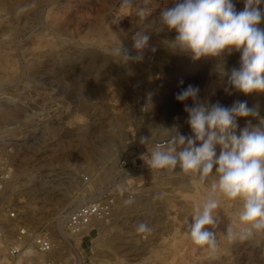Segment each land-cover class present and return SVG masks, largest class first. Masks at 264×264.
<instances>
[{
	"label": "rangeland",
	"instance_id": "374dc122",
	"mask_svg": "<svg viewBox=\"0 0 264 264\" xmlns=\"http://www.w3.org/2000/svg\"><path fill=\"white\" fill-rule=\"evenodd\" d=\"M12 2H17L14 8ZM23 2L0 0V109L12 116L0 119V159L13 168V178L0 191V258L24 224L48 233L53 251L40 258L51 264H264V236L225 239L239 203L222 200L218 225L210 229L217 233L219 249L211 254L186 234L207 186L179 168L157 173L144 156L140 169L124 173L117 166L129 142L147 138L150 142L141 144L149 145L162 138L157 127L176 125L181 134L192 135L184 105L175 99L189 84L199 87L201 101L227 107L246 101L256 109L258 117L238 118L237 134L248 120L254 126L264 120V93L228 94L227 77L216 71V60L193 61L171 50L168 42L176 33L158 32L160 11L171 0H132L124 8L122 0H31L36 5L21 13ZM233 3L243 10L244 0ZM141 7L150 10L143 21L136 15ZM139 30L151 32L143 59L121 64L111 50L121 42L136 56L132 35ZM239 60V52L226 56L225 71L238 68ZM216 151L219 155V146ZM107 163L109 172L99 176L97 168ZM45 172L51 183L42 193L30 178ZM114 186L117 204L108 223L98 222L82 240L68 235L72 247L61 241L56 217ZM141 201L143 210L131 207ZM11 205L19 209V218L9 221ZM140 223L151 231L138 232ZM62 228L67 234L63 223Z\"/></svg>",
	"mask_w": 264,
	"mask_h": 264
},
{
	"label": "clouds",
	"instance_id": "9594fccd",
	"mask_svg": "<svg viewBox=\"0 0 264 264\" xmlns=\"http://www.w3.org/2000/svg\"><path fill=\"white\" fill-rule=\"evenodd\" d=\"M131 2L122 0L121 7H130ZM26 10L27 6L19 12ZM149 14L147 7L136 11L141 21ZM119 20L117 16L115 23ZM262 22L264 0H244L241 11L236 10L233 0H171L160 11L158 32L176 33L168 42L174 52L187 54L193 61L216 60V71L227 77L226 93L235 90L248 95L264 93ZM150 33L139 30L132 35L136 56H131L121 42L111 54L121 64L141 61L144 50L149 47ZM233 52L240 53L239 67L229 74L225 71V57ZM199 93L198 86L189 84L175 94L176 101L184 105L188 114L186 122L192 135L181 134L176 125L157 127L164 139L156 142L144 157L148 167L157 173H172L179 168L199 185L207 186V196L194 206L192 222L187 221L186 234L195 246L215 254L219 243L217 233L210 229L218 225L217 210L222 200L240 205L235 223L227 226V241L246 242L264 236V120L258 126L248 120L237 134L238 118L258 117L256 109L250 108L246 101H235L230 107L201 101ZM189 100L191 106L187 103ZM149 142L147 138L141 139V143ZM137 231L145 233L151 229L140 223Z\"/></svg>",
	"mask_w": 264,
	"mask_h": 264
},
{
	"label": "built area",
	"instance_id": "2783aa9c",
	"mask_svg": "<svg viewBox=\"0 0 264 264\" xmlns=\"http://www.w3.org/2000/svg\"><path fill=\"white\" fill-rule=\"evenodd\" d=\"M164 137L153 140L149 145L129 142L123 154L118 160V168L121 172L140 169V161L145 152L150 151L156 142ZM13 178L12 164L5 158L0 159V191H3L5 184ZM86 178V177H85ZM87 180V178L85 179ZM116 187L101 188L95 193H91L90 198L82 203L76 204L67 211L64 216V228L72 237L82 240L86 236L96 231L99 221L110 218L117 204V193L112 192ZM132 197V196H131ZM19 209L11 205L7 209V220L19 218ZM21 226V225H20ZM18 227L19 234L6 248L4 255L0 258V264H51L50 260H41L53 251V243L48 233L31 231L29 227ZM1 235V233H0ZM79 237V238H78ZM31 242L28 244L26 240ZM5 259L7 262L3 263Z\"/></svg>",
	"mask_w": 264,
	"mask_h": 264
},
{
	"label": "bare ground",
	"instance_id": "6f19581e",
	"mask_svg": "<svg viewBox=\"0 0 264 264\" xmlns=\"http://www.w3.org/2000/svg\"><path fill=\"white\" fill-rule=\"evenodd\" d=\"M16 1V0H15ZM19 1H23V0H19ZM31 1V0H30ZM30 1H28V0H25V2H23V3H21L20 5H19V7H20V9L21 8H24L25 6H27V10H30V9H32L33 8V5L35 4H33L32 2H30ZM34 2H35V0H34ZM14 2H12L11 4H12V8H14L15 6L14 5H16V3L17 2H15L14 4H13ZM36 5V4H35ZM34 5V6H35ZM18 6V5H17ZM26 10V11H27ZM10 113L11 112H9L8 113V111H4L3 109H0V119H6V118H9L11 115H10ZM12 117V116H11ZM104 147V146H103ZM122 152V148H120V149H118V152H117V155L116 156H119L120 155V153ZM107 153V152H106ZM115 156V157H116ZM145 156V155H144ZM109 163H107V164H102L101 165V167H99V168H97V170H100L99 171V173H98V175L100 176V174H106V173H108L109 172ZM46 174H44L42 177H40V176H32L31 178H30V180L31 179H35V182H36V187H35V189H36V191L38 190V191H41L42 193H45L46 192V190H47V184H48V182H50L51 183V180L49 179V176H50V174H48L47 172H45ZM37 175V174H36ZM54 181V180H53ZM27 183V182H26ZM29 183V182H28ZM49 183V184H50ZM53 183V182H52ZM55 183V182H54ZM59 184V183H58ZM29 187V186H28ZM47 187V188H46ZM56 189V188H55ZM24 190H26L27 192H29V191H32L33 189L32 188H30V190H29V188H27V189H24ZM50 190V189H49ZM57 191V190H56ZM35 193V192H34ZM49 193V192H48ZM36 194V193H35ZM47 195V194H46ZM48 197V196H47ZM35 198V197H34ZM146 200V199H145ZM82 202H84V201H82ZM81 202V203H82ZM79 204V203H78ZM131 207L132 208H136V209H138V210H143L144 209V207L146 208V202H144V201H141V202H139V203H136L135 205H131ZM137 210V211H138ZM56 218H58V232H59V235H61V241H64L65 243H67L70 247H72V244L70 243V241H69V239H68V235H70V233L68 234H66V232L63 230V228H62V223H63V225H64V219H65V216H64V214H59L58 215V217H56ZM101 224H102V226H104V225H106V222H107V220L105 219V220H102V221H99ZM108 223V222H107ZM22 227H24L23 225H21L20 226V228H22ZM103 228V227H102ZM55 229V228H54ZM45 233V232H44ZM46 234V233H45ZM52 241V240H51ZM30 242H31V240H30ZM29 242V243H30ZM55 245V244H54Z\"/></svg>",
	"mask_w": 264,
	"mask_h": 264
}]
</instances>
